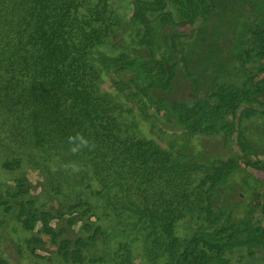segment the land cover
Here are the masks:
<instances>
[{"label":"trees","instance_id":"1","mask_svg":"<svg viewBox=\"0 0 264 264\" xmlns=\"http://www.w3.org/2000/svg\"><path fill=\"white\" fill-rule=\"evenodd\" d=\"M262 157L264 0H0V241L14 221L59 264H264Z\"/></svg>","mask_w":264,"mask_h":264},{"label":"rangeland","instance_id":"2","mask_svg":"<svg viewBox=\"0 0 264 264\" xmlns=\"http://www.w3.org/2000/svg\"><path fill=\"white\" fill-rule=\"evenodd\" d=\"M129 5V3H128ZM128 13V12H127ZM130 41V39H129ZM187 88V87H186ZM188 90V89H187ZM186 96L185 94L183 95H179L178 98H182ZM159 129L162 128V127H166L168 128V132L171 134V130L173 129V127L171 125H166L164 124L163 126L159 124ZM178 129H174V131H177ZM173 131V132H174ZM157 134H160L159 131H156ZM176 132H174L175 134ZM170 137V136H169ZM168 137V138H169ZM228 142L231 141V139L229 137H227L226 139ZM192 142H194V144L199 147H202L205 151V155L207 157H212V156H219L221 155V157L223 156L222 154V150L221 148L219 147V144H217V142H214V141H209V140H201L199 143L193 139ZM199 144V145H198ZM231 147V146H230ZM233 147V146H232ZM233 150H235V148H233ZM228 150H226L224 153L227 155ZM236 151V150H235ZM262 159H264L262 157ZM244 168V167H243ZM246 170L248 168H245ZM247 172H250L252 173L255 177H257L256 174L253 173V169H248ZM0 173H5L4 171L0 170ZM7 174V173H5ZM3 174V178L4 180H0V183H3V182H6L8 185H11L14 187V180L13 178L16 176V175H13L11 174L10 175V179L7 175ZM21 174V173H20ZM262 176V180H264V175H260ZM26 181L27 183H29V185L33 186V187H36L34 188V190H32V195H38L40 192H41V189L40 187L38 186L39 183H41L43 181V178L40 176V174L37 172V171H32V170H27L26 171ZM258 178H261V177H258ZM243 188L241 186H237V190L236 192L233 193V202H238L239 200V196L241 195L239 192H243ZM240 194V195H239ZM247 196L245 195L244 196V199H246ZM264 202V199H262V197L260 196H257V205L260 207L261 204H263ZM51 206H54L57 209H59V203L58 202H54V204H51ZM56 210H54V214L56 213ZM101 214V212L99 213ZM5 215L3 214L2 210L0 209V224L2 223V221L6 218H3ZM68 217V216H67ZM11 218V217H9ZM96 218H93V221H95ZM11 225L7 224L6 227H7V233L5 234L6 235V238L5 239H2L0 241V256L5 258L6 260H8L11 264H59V262L57 261V249L58 247H54V246H47V249H49V251H43V250H38L36 252V254L38 255V257H50L49 260H42V259H37L35 258L34 256H31L30 254V251H29V248H28V245L25 243V239L27 236H25L23 233H22V229L20 227H17V224L13 221V222H10ZM59 222L57 220H55V222L53 223V226L54 227H63L65 229H68V224L66 222V220L62 221L61 224H58ZM103 226V229H108L109 233L111 234L112 233V230H110L108 227L109 224L108 223H105L103 222L101 224ZM81 224H78L77 226L73 227L68 234H66L65 236H63L61 238V240H64L66 238H73L75 236V233H77L79 231V228H80ZM40 229V226H38L37 230ZM5 231V229H4ZM3 231V232H4ZM180 232V229L178 230ZM45 241L48 240L47 237H42ZM119 241V240H118ZM116 241L115 244H118L119 242ZM113 244V247L115 248V244ZM102 248L101 250H99L98 252H95V253H92V254H89L87 255V259H86V263L85 264H90V259H93V258H99V257H102ZM237 256V255H236ZM246 256V255H245ZM239 258L238 257H235L234 258V264H239L238 262ZM141 262L140 260H137V263ZM247 262V260L245 259V263ZM259 262H261V260H259ZM253 264H257L256 262H254Z\"/></svg>","mask_w":264,"mask_h":264},{"label":"clouds","instance_id":"3","mask_svg":"<svg viewBox=\"0 0 264 264\" xmlns=\"http://www.w3.org/2000/svg\"><path fill=\"white\" fill-rule=\"evenodd\" d=\"M70 140L72 139V138H69ZM85 143H87L86 141H85Z\"/></svg>","mask_w":264,"mask_h":264}]
</instances>
